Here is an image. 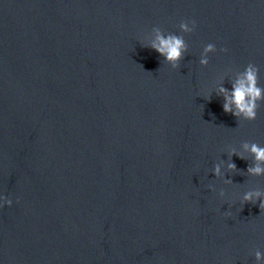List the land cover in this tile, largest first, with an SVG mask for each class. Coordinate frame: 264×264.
<instances>
[{"label":"water","instance_id":"water-1","mask_svg":"<svg viewBox=\"0 0 264 264\" xmlns=\"http://www.w3.org/2000/svg\"><path fill=\"white\" fill-rule=\"evenodd\" d=\"M153 27L184 36L177 68ZM249 63L264 87V0H0V264H257L264 102L238 124L218 94Z\"/></svg>","mask_w":264,"mask_h":264},{"label":"clouds","instance_id":"clouds-1","mask_svg":"<svg viewBox=\"0 0 264 264\" xmlns=\"http://www.w3.org/2000/svg\"><path fill=\"white\" fill-rule=\"evenodd\" d=\"M181 33L188 34L194 31L195 21H181L179 24ZM152 38L143 47L151 48L156 51L164 61L171 65L172 68H177L181 61L184 59L185 54L188 51V45L183 35H177L173 33L165 34L160 27H153L151 30ZM216 51V46L212 43H208L203 47L199 63L201 66H207L209 63L208 54ZM221 51H227V49H221ZM259 68L249 63L242 72H240L234 80H231V90L221 85L218 89V94L224 98L222 105L223 111L236 117L238 124L242 121H254L257 118V110L259 109L261 102H264V87L259 85ZM242 147L245 152L249 153L252 157V163L246 169V174L250 177L264 176V146L259 145L256 142L244 141ZM229 162L227 163V169L231 173L237 172V166L234 162H231V156H239L240 159L245 160L247 157L237 152L234 148H230L228 151ZM223 161L214 164L212 173L217 178H223L222 173ZM224 184H232L231 179H223ZM212 191H215L213 185H209ZM219 196L223 198L225 196L224 189H221ZM259 202V208L264 210V190L251 189L244 192L241 203H251L256 205ZM12 201L6 197L0 198V207L4 205H11ZM225 215H231L230 212H226ZM255 260L257 264H264V253L259 250L254 252Z\"/></svg>","mask_w":264,"mask_h":264}]
</instances>
